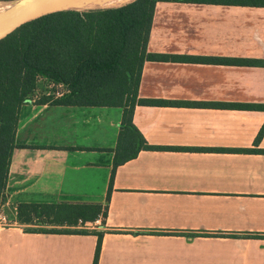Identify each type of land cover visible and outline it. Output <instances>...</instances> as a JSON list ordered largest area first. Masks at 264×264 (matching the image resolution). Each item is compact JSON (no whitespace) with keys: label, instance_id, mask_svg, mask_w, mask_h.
I'll return each instance as SVG.
<instances>
[{"label":"crops","instance_id":"crops-1","mask_svg":"<svg viewBox=\"0 0 264 264\" xmlns=\"http://www.w3.org/2000/svg\"><path fill=\"white\" fill-rule=\"evenodd\" d=\"M147 50L188 59L146 60L140 99L207 105H136L151 148L115 167L123 108L24 103L0 264H264V66L193 60L264 61V7L158 1ZM20 204L107 216L86 233H37Z\"/></svg>","mask_w":264,"mask_h":264},{"label":"trees","instance_id":"trees-1","mask_svg":"<svg viewBox=\"0 0 264 264\" xmlns=\"http://www.w3.org/2000/svg\"><path fill=\"white\" fill-rule=\"evenodd\" d=\"M158 1L264 7V0H137L118 8L53 13L0 44V208L6 197L20 109L31 100L40 78L62 84L68 92L54 101L48 97L42 98L36 101L39 104L51 102L68 106L123 108L115 167L134 159L141 149L151 148L133 123L136 105H207L139 98L141 71L146 60L188 59L148 53ZM193 60L264 66V61L257 60ZM263 132L264 127L260 135ZM100 216L105 218L107 209L99 205L18 206L19 222L27 225L29 231L37 233H86V230L78 227L94 222ZM98 236L101 242L103 235ZM96 258L97 253L94 264Z\"/></svg>","mask_w":264,"mask_h":264},{"label":"water","instance_id":"water-1","mask_svg":"<svg viewBox=\"0 0 264 264\" xmlns=\"http://www.w3.org/2000/svg\"><path fill=\"white\" fill-rule=\"evenodd\" d=\"M137 0H41L34 2L16 21L0 33V44L14 38L44 17L64 11H90L123 7ZM4 3L26 0L0 1Z\"/></svg>","mask_w":264,"mask_h":264},{"label":"bare ground","instance_id":"bare-ground-1","mask_svg":"<svg viewBox=\"0 0 264 264\" xmlns=\"http://www.w3.org/2000/svg\"><path fill=\"white\" fill-rule=\"evenodd\" d=\"M41 0H26V2L19 3H4L0 2V32L5 30L14 21H16L20 16L32 6L34 2Z\"/></svg>","mask_w":264,"mask_h":264},{"label":"rangeland","instance_id":"rangeland-1","mask_svg":"<svg viewBox=\"0 0 264 264\" xmlns=\"http://www.w3.org/2000/svg\"><path fill=\"white\" fill-rule=\"evenodd\" d=\"M2 33V32H0ZM52 81L39 79L35 91L32 93L30 99L39 101L42 98L48 97L52 101L59 99L56 98L58 92H62L61 88L54 85Z\"/></svg>","mask_w":264,"mask_h":264},{"label":"built area","instance_id":"built-area-1","mask_svg":"<svg viewBox=\"0 0 264 264\" xmlns=\"http://www.w3.org/2000/svg\"><path fill=\"white\" fill-rule=\"evenodd\" d=\"M54 85L63 90L62 92L57 93L56 98H61L65 93L68 92L67 88L64 85L62 84H54ZM0 219H4L2 215H0Z\"/></svg>","mask_w":264,"mask_h":264}]
</instances>
